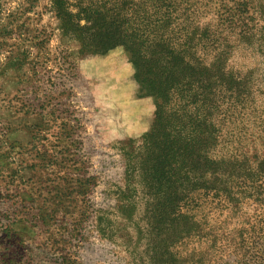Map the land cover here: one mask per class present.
I'll return each instance as SVG.
<instances>
[{
  "label": "rangeland",
  "instance_id": "rangeland-1",
  "mask_svg": "<svg viewBox=\"0 0 264 264\" xmlns=\"http://www.w3.org/2000/svg\"><path fill=\"white\" fill-rule=\"evenodd\" d=\"M247 1L234 29L199 9L221 34L226 69L246 84L221 107L215 159L255 164L264 160V0ZM114 2L123 0H0V264L193 261L189 240L177 243L189 227L175 220L178 209L191 213L186 190L173 193L171 180L162 195L155 172L160 149L189 137V93L173 88L177 78L161 94L151 86L153 69L141 67L151 37L133 49L98 46L104 34L86 18Z\"/></svg>",
  "mask_w": 264,
  "mask_h": 264
},
{
  "label": "trees",
  "instance_id": "trees-1",
  "mask_svg": "<svg viewBox=\"0 0 264 264\" xmlns=\"http://www.w3.org/2000/svg\"><path fill=\"white\" fill-rule=\"evenodd\" d=\"M247 4V0H138L136 4L123 0L121 4L114 2L104 15L97 12L98 7L92 21H85L103 32L98 46L104 44L103 38L107 44L118 42L129 49L147 44L150 37L157 41L141 66L153 69L156 78L151 86L161 94L169 81L177 78L173 88L189 93L187 105L193 109L189 137L177 147L170 143L160 149L162 156L155 172L159 173L158 190L162 195L171 180L176 185L173 193L179 192L178 188L186 190L191 213L183 214L178 209L175 220L188 222L186 233L178 236L177 243L187 239L192 244L191 264H264V214L259 213L258 205L263 200L264 160L250 164L246 159L230 157L219 162L214 153L224 100L227 95L238 97L240 91L243 95L246 84L226 69L221 34L208 23L201 24L204 12L199 9H212L220 25L234 29L235 11ZM171 32L175 33L172 37ZM199 50L215 52L213 60L201 62L197 58ZM168 158L175 165L165 171ZM234 188H238L236 193ZM246 200L253 205L251 214L242 212ZM232 220L236 222L232 224ZM197 256L201 259H195Z\"/></svg>",
  "mask_w": 264,
  "mask_h": 264
}]
</instances>
